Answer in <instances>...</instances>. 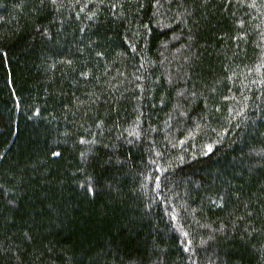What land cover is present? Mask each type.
<instances>
[{
    "label": "trees",
    "instance_id": "1",
    "mask_svg": "<svg viewBox=\"0 0 264 264\" xmlns=\"http://www.w3.org/2000/svg\"><path fill=\"white\" fill-rule=\"evenodd\" d=\"M0 264H264V0H0Z\"/></svg>",
    "mask_w": 264,
    "mask_h": 264
},
{
    "label": "snow or ice",
    "instance_id": "2",
    "mask_svg": "<svg viewBox=\"0 0 264 264\" xmlns=\"http://www.w3.org/2000/svg\"><path fill=\"white\" fill-rule=\"evenodd\" d=\"M42 2H43V0H42ZM51 2L53 3V4H55L56 3V0H51ZM101 2H102V0H101ZM254 6V5H253ZM113 7H115V5H113ZM81 10H83V9H81ZM144 27L147 29L148 28V25H144ZM84 75H87L86 73L84 74ZM212 149H211V146H208V151H211ZM52 155L53 156H59L60 155V153L58 152V151H54L53 153H52ZM89 191H92V188L91 187H89ZM186 235V234H185ZM185 250H187V249H185Z\"/></svg>",
    "mask_w": 264,
    "mask_h": 264
}]
</instances>
